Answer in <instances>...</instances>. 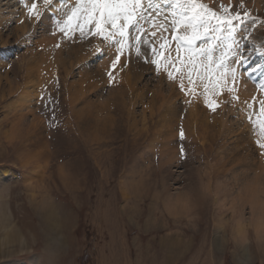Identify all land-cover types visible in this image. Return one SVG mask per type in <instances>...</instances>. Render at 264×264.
<instances>
[{
    "label": "rangeland",
    "instance_id": "rangeland-1",
    "mask_svg": "<svg viewBox=\"0 0 264 264\" xmlns=\"http://www.w3.org/2000/svg\"><path fill=\"white\" fill-rule=\"evenodd\" d=\"M27 2L48 12L43 22L38 23L28 9L24 17L20 0H0V264H264V231L253 219L254 212L264 215V148L260 147L264 132L259 126L264 116L260 112L258 117L245 116L248 101L256 99L239 91L237 74L226 86L218 75L223 68L205 67L201 57L195 66L187 64L183 48L172 50L177 47L172 26L162 13L172 20L174 4L161 6L164 33L144 36L139 54L135 36L141 33L130 30L126 45L133 53L125 60L128 92L122 78L117 81L100 69L91 56L81 80L80 62L68 64L71 37L80 42L85 38L79 30H68L65 36L56 21L63 26L65 8L74 0L54 3L63 11H45L44 0ZM197 2L221 17L249 13L233 38L240 46L235 61L244 57L248 61L238 65L229 60L228 66L238 65L241 75L264 95V0ZM159 4L152 3V12ZM48 18L52 22L45 31ZM183 28L175 30L183 35ZM163 40L168 43L161 49ZM153 47L164 56H154ZM221 50L217 46L213 56ZM156 58L161 60L159 69L151 62ZM171 61L182 70L173 69ZM257 65L259 70H250ZM189 69H193L191 82ZM167 71H173L175 78L169 79ZM89 74H99L94 78L99 89H87ZM217 79L221 97L211 86ZM206 84L209 101L218 100L215 110L205 104ZM73 88L95 101L91 109L78 113L83 97L72 99ZM232 95L240 99L236 102ZM103 121L107 125H101ZM202 121L208 129L203 130ZM227 133L238 137L235 143L226 142ZM245 153H250L248 163L255 161V172L249 171L252 164H242L240 156ZM242 169L260 183L259 204L238 197L245 182V174L242 179L238 176Z\"/></svg>",
    "mask_w": 264,
    "mask_h": 264
},
{
    "label": "snow or ice",
    "instance_id": "snow-or-ice-1",
    "mask_svg": "<svg viewBox=\"0 0 264 264\" xmlns=\"http://www.w3.org/2000/svg\"><path fill=\"white\" fill-rule=\"evenodd\" d=\"M57 0H44L45 11L53 8ZM153 0H148V9L142 5V0H75L74 6L68 12L63 20V26H60V21H56L59 30L68 35V30H79L83 36L85 34V25H94L89 29V34L98 35L109 43L118 44L116 61H113V67L120 58V53L129 41V33L132 28H135L141 35L135 36L136 51L140 52L139 45L143 41L144 36H156L155 29H159L162 25L156 23L160 17L156 12H151ZM174 11L172 20H168V14L165 13V23L172 26V38L176 42L177 50L183 48L187 55V64L196 65V58H206L207 64L205 67H211L215 64L217 69H225L226 76L229 71L235 76V68H228V61H235V53L239 52V45L236 44L233 37L237 34L239 28L244 21L249 19V13L245 11L243 15L237 12L234 16L221 17L215 11L208 9L204 4L198 3L197 0H173ZM223 8V6H221ZM31 16H34L36 21L42 19V13L37 9V4L33 2L28 9ZM149 12L151 14L149 15ZM235 22V23H234ZM184 26L185 34L177 35L176 28ZM109 27L111 30H109ZM223 34V35H222ZM28 37H25L27 39ZM222 39L228 42L223 45H218ZM19 43V42H18ZM147 43V41H144ZM58 46V45H57ZM166 44L161 43L160 48H165ZM217 46L221 47L220 54L216 57L213 52ZM102 50L97 48V54H101ZM152 53L156 57L164 56L163 53H158L156 48H152ZM231 54V55H230ZM243 55V53H240ZM170 55V52L168 53ZM167 58V57H165ZM179 59V57H178ZM159 69L161 60L156 58L151 61ZM176 61H171V67L176 71L182 69L176 67ZM236 64L247 63V57L242 60L235 61ZM187 64L185 66H187ZM167 67V65H166ZM261 66L257 65L251 71L259 70ZM192 70L189 69L188 79L191 82ZM169 79H174V72L167 71ZM211 83V81H210ZM213 89L219 88V79L216 83H211ZM181 90L184 89L183 83L180 84ZM264 87V83L261 84ZM209 85H205L204 96L205 104L215 110L219 105L216 101L208 99ZM191 90V89H190ZM231 91V89H228ZM238 99V97H233ZM251 107V105H249ZM261 115L264 116V104L261 107ZM261 131L264 132V120L260 122ZM183 137V131L180 133ZM264 148V144H260ZM183 153V149H181Z\"/></svg>",
    "mask_w": 264,
    "mask_h": 264
},
{
    "label": "bare ground",
    "instance_id": "bare-ground-1",
    "mask_svg": "<svg viewBox=\"0 0 264 264\" xmlns=\"http://www.w3.org/2000/svg\"><path fill=\"white\" fill-rule=\"evenodd\" d=\"M154 1L155 0H153V2L152 3H154ZM158 1V3L160 2V6H157L158 8L156 9V10H154V12H156V14H157V16H159L160 17V15H161V13L160 12H162L161 11V6L163 5V4H165V2H171V5H173V0H157ZM20 2H21V6L20 7H22V9H21V12H22V15L24 16V12L27 10V9H29L30 7H31V3H28L27 2V0H20ZM74 3H75V0H74V2L72 3V4H70L69 6H67L66 8H65V10H67V14H68V12H70V10H71V8L74 6ZM156 5H157V3H155ZM142 5L144 6V7H146V6H148V1L147 0H142ZM154 5V4H153ZM156 5H154V7L156 6ZM167 5H169V4H167ZM71 6V7H70ZM60 7H61V9H60ZM152 7V6H151ZM54 11H63L64 9L62 8V5H59V6H55V5H53V8H52ZM146 9V8H145ZM153 9V8H152ZM147 10V9H146ZM163 10V9H162ZM169 11V10H168ZM12 12H15V11H12ZM20 12V13H21ZM151 12H152V10H151ZM151 12H149V15L151 14ZM42 13V22L45 20V16L46 15H48V12H41ZM172 13H173V11H172ZM162 14H164V13H162ZM172 15V14H171ZM1 16V15H0ZM25 17V16H24ZM1 18H3V17H0V22L2 21L1 20ZM169 18V17H168ZM172 18H174L173 16H172ZM51 22H52V18H48V20H47V22L44 24V26H43V29L45 30V31H47L49 28H48V26H50L51 25ZM156 23L157 24H159V25H161L160 24V22H159V19H157L156 20ZM85 26H87L89 29L90 28H92V27H94L93 25H85ZM182 27H184L183 25H181ZM180 26V27H181ZM55 31H57V29L56 28H53ZM184 29V28H183ZM43 30V31H44ZM109 30H111L110 29V27H109ZM165 30V29H164ZM164 30L162 29V27L161 28H159V29H155V31H156V35L158 36V34H160L161 33V35H163V33H164ZM44 31V32H45ZM166 31H169L168 29H166ZM185 31V30H184ZM78 32H80V31H78ZM84 32H85V34H84V36L82 37V38H85V40L84 41H86V44H85V46H83V47H81L82 45H83V43H84V41H81L80 42V40H79V37H71V39H70V41H71V43H72V45H70L69 44V49H68V53H69V55H70V62H68V64H72L73 62H75L76 61V63H79L80 62V70H79V72H78V74H79V76H78V80H81V75H82V70H83V67L85 66V65H87V60L89 59V56H91L90 58H94V59H96V65L97 66H99L100 67V69L102 68V70H105V72H108V74L109 73H112L116 78H117V81H118V79L119 80H121L120 78H122L123 80H122V84H124V88L125 89H127V91L128 92H130V86H128L127 87V84H126V80L128 79V73H129V70H128V68H127V66H128V63H126V58L129 56V55H131L132 53H133V50L131 49V52H130V48H128V46L127 45H125V47L123 48V50H122V52L120 53V58H119V60L116 62V64H115V67H113V61H116V57H117V49H118V47H119V45L118 44H115V43H109L108 41H105V42H103L101 39H103L102 37H100V36H98V35H92V34H89V31H87V30H84ZM176 32H177V30H176ZM178 33V32H177ZM89 34V36L91 35L92 37H91V39H87V35ZM129 35H130V33H129ZM178 35H179V33H178ZM181 35H182V33H181ZM93 36H95V38L92 40V38H93ZM40 37H42V36H40ZM236 37V36H235ZM89 38V37H88ZM234 38V37H233ZM238 40V39H237ZM40 41V40H39ZM39 41H35V45H36V47H39L40 46V43H39ZM239 41V40H238ZM41 44H43V42H44V39H41ZM163 43H165V44H167L168 43V41L167 40H163L162 41ZM227 42V41H226ZM225 42V43H226ZM235 42H236V40H235ZM224 43V44H225ZM74 44V45H73ZM221 44V43H220ZM58 45V46H57ZM79 45V46H78ZM171 45V44H170ZM170 45H168V46H170ZM175 46V45H174ZM167 47V46H166ZM54 48H55V53L56 54H58V56L56 57V59H57V61H60L61 60V57H60V46H59V43H58V41H56L55 42V46H54ZM71 48H73L74 50L72 51L71 50ZM97 48H100L101 50H102V53L101 54H97ZM171 48H173L172 50H176L177 51V47H171ZM129 49V50H128ZM180 51V50H179ZM240 51V50H239ZM45 52H47V51H44V54H49V52H47V53H45ZM182 52V51H181ZM256 52H257V50H256ZM214 53H215V51H214ZM213 53V54H214ZM174 54H177L176 52H174ZM245 54V53H244ZM46 55V56H47ZM179 57H180V54L178 53L177 54ZM215 55V54H214ZM238 55V54H237ZM217 56V55H216ZM239 56V55H238ZM240 56H242V55H240ZM244 56H246V55H244ZM252 57V56H251ZM250 57V58H251ZM71 58H73V60L71 59ZM99 60H98V59ZM182 58H184V57H182ZM245 58V57H244ZM180 59V58H179ZM202 59V58H201ZM129 60V59H128ZM204 60V59H203ZM202 60V61H203ZM205 60H206V58H205ZM179 61V60H178ZM237 61V60H236ZM238 61H239V58H238ZM248 61V60H247ZM252 61V60H251ZM180 62V61H179ZM204 62V61H203ZM203 62H202V64H203ZM206 62H207V60H206ZM205 62V63H206ZM177 64H178V62H177ZM242 64V63H241ZM246 64V63H245ZM239 65V64H238ZM238 65H236V68H235V65H233L234 67L233 68H235L236 69V71H235V74H237L238 76V78L239 79H237V80H239V91L241 92V93H244V94H249V95H252V97L254 96V98L256 99L255 100V102H254V100H253V102L252 101H248V103H247V101L246 100H244L248 105H251V107H249V108H246V113H245V116H247V115H249V114H251V115H255V116H257V115H259V113L258 112H260V114H261V109H258V107H260V106H262V104H264V95H262L261 94V92H259V91H257V90H255L254 88H253V84H251L252 83V81H251V83H249L248 81H247V79L246 78H244V76H246V75H241V69H240V67L238 66ZM246 66V65H245ZM252 66V65H251ZM261 66V65H260ZM180 67V66H179ZM182 67V66H181ZM180 67V68H181ZM110 68L112 69L111 71H109L110 70ZM228 68H230V66H228ZM243 68V67H242ZM211 69L213 70L214 68H212V65H211ZM224 72H225V69H223L222 71H218V75H219V77L221 78L222 77V79H220L221 80V82H222V80L224 81V84L226 85V86H228V85H231V83L233 82V81H235L234 79H236V76H233L232 75V73H231V71H229L228 73H227V75L225 76L224 75ZM249 71H247L246 73H248ZM179 74H180V72H178ZM178 74V75H179ZM217 74V73H216ZM99 74H97V75H93V74H89V85L87 86V89L88 90H94V89H99L97 86H98V84H97V81H94L95 79L94 78H96L97 76H98ZM108 76V75H107ZM111 77H112V75H110ZM250 76V75H249ZM248 76V77H249ZM115 77H113V78H115ZM115 78V79H116ZM250 78V77H249ZM91 79V80H90ZM131 79H132V77H131ZM254 79V78H253ZM252 79V80H253ZM263 79V78H262ZM91 81V82H90ZM179 81H181V79L179 80ZM84 82L85 81H83L82 83H80V85H81V88L82 89H84L83 88V86H84ZM221 82H219L220 84H221ZM118 83V82H117ZM120 83V82H119ZM233 84V83H232ZM257 85V84H256ZM220 87V86H219ZM236 88V87H235ZM256 88V87H255ZM230 89H232V88H230ZM217 90V92L219 93V96H220V94H222V93H220V88L219 89H216ZM234 89H232L231 90V92H230V94H235V92L234 93H232V91H233ZM261 90V89H260ZM95 91V90H94ZM72 94H73V97H72V99L75 97V96H80V97H83V100H82V104H83V107H81V109L78 111V113L80 114H82V111L83 110H89V108L91 109V107H90V105L92 106V104L95 102V101H93V103H92V101H91V99H90V97H88V96H84V94H83V92H84V90H81L80 88H73L72 89ZM229 92V91H228ZM209 93H210V91H209ZM224 93V92H223ZM109 94V93H108ZM229 94V93H228ZM238 95H239V93H238ZM243 95V94H242ZM106 96V95H105ZM233 96V95H232ZM235 96V95H234ZM233 96V97H234ZM245 96H247V95H245ZM107 97V96H106ZM209 97V96H208ZM215 97L216 98H218V94L217 95H215ZM221 97V96H220ZM219 97V98H220ZM236 97H237V95H236ZM241 97V96H240ZM243 97V96H242ZM110 98V97H109ZM204 98V97H203ZM239 98V97H238ZM248 98V97H247ZM250 98H251V96H250ZM212 99H214V98H212ZM240 99V98H239ZM244 99V98H243ZM109 100V99H108ZM194 100V99H193ZM202 100V99H201ZM215 100V99H214ZM236 100V99H235ZM242 100V99H241ZM249 100V99H248ZM252 100V99H251ZM73 101H75V100H73ZM192 101V99L190 100V102ZM198 101V100H197ZM216 101H218V100H216ZM224 101V100H223ZM233 101H234V99H233ZM240 100H238V102H239ZM243 101V100H242ZM243 101V102H244ZM107 102V101H106ZM106 102H104V103H106ZM194 102V101H193ZM219 102L221 103V99L219 100ZM225 102H226V100H225ZM225 102H223V103H225ZM227 102H229V101H227ZM226 102V103H227ZM236 102H237V100H236ZM110 103H111V101H110ZM109 103V104H110ZM222 103V104H223ZM241 103V102H240ZM221 104V105H222ZM233 104H235V102L233 103ZM237 104V103H236ZM219 105V104H218ZM248 105H247V107H248ZM259 105V106H258ZM231 106H234L235 108L238 106H240V105H231ZM245 106V105H244ZM105 107V106H104ZM103 106H102V108H104ZM108 107H109V105H108ZM108 107H106V108H108ZM228 107H230V106H228ZM111 108V107H110ZM233 108V107H232ZM242 108V107H241ZM85 110V111H86ZM233 111H235L234 109H232ZM227 111V110H226ZM239 111H241V110H239ZM91 112H93V111H91ZM91 112H89V113H91ZM107 112V111H106ZM77 113V114H78ZM89 113H87V115H90ZM230 113V112H229ZM233 113H235V112H233ZM232 114V113H231ZM241 115V114H240ZM79 116V115H78ZM81 116H83V115H81ZM96 116V115H95ZM262 116V115H261ZM18 117V116H17ZM20 117V116H19ZM243 117H244V115H243ZM250 117V116H249ZM258 117V116H257ZM221 118V117H220ZM226 118H227V113H226V115L225 114H223L222 115V119H224V122H225V120H226ZM241 118V117H240ZM254 118V117H253ZM245 119V118H244ZM94 120V119H93ZM95 121V120H94ZM223 121V120H222ZM228 121H229V124H230V120L228 119ZM83 122L85 123V121L83 120ZM219 122V121H218ZM223 122V123H224ZM227 123V122H226ZM253 123V122H252ZM201 124L204 126V128H203V130H206V129H208L209 127H208V123H206V121L205 122H201ZM101 125H107V122H105V121H103V122H101ZM221 125V123L219 124V126ZM233 125H235L234 123H233ZM239 125V124H238ZM247 125H249V124H247ZM254 125V124H253ZM224 126V125H223ZM230 126L232 127V125L230 124ZM237 126V125H236ZM260 126V125H259ZM258 126V127H259ZM217 127H218V125H217ZM249 127V126H248ZM252 127V126H251ZM31 128L33 129V126L31 125ZM222 128V127H221ZM220 128V130H222ZM235 128V127H234ZM254 128H256L255 126H254ZM237 129H238V127H237ZM259 129H260V127H259ZM231 130V129H230ZM232 130H233V128H232ZM231 130V131H232ZM240 131L239 132H242L241 131V129H239ZM254 130V129H253ZM259 131V130H258ZM261 131V130H260ZM259 131V132H260ZM233 132V131H232ZM234 132H236L235 130H234ZM88 133V132H87ZM170 133H173L172 131H170ZM237 133V132H236ZM258 133V132H257ZM233 134H235V133H233ZM93 135V134H92ZM227 135H228V133H227ZM230 135V134H229ZM228 135V136H229ZM251 135V134H250ZM257 135V134H256ZM259 135V134H258ZM227 136V137H228ZM235 136V135H234ZM37 138V137H36ZM226 138V137H225ZM251 138V137H250ZM257 138H259V137H257ZM234 139H238V137H236L235 136V138L233 137V135L231 134L228 138H227V140H226V142H228L229 144L230 143H235V141H234ZM262 139V138H261ZM237 141V140H236ZM239 143V142H238ZM243 143V142H242ZM247 144H248V142H247ZM263 144H264V142H263ZM30 145V144H29ZM239 146V145H238ZM243 147V146H242ZM241 147V148H242ZM240 148V147H239ZM35 150V149H34ZM223 149H222V144H221V146L219 147V149H218V151L219 152H221ZM241 150V152H242V149H240ZM247 151V150H246ZM253 151V150H252ZM255 153V152H254ZM257 153V152H256ZM234 154V153H233ZM243 154V153H242ZM262 154V153H261ZM250 156V153H245L244 155H241L240 156V158H242L243 160H241L242 161V164L243 165H246L247 163H248V157L247 156ZM264 155V154H263ZM239 155H235V160L237 159V157H238ZM253 156V155H252ZM257 156V155H256ZM256 156H254V157H256ZM222 157H223V155H222ZM234 157V156H233ZM232 157V158H233ZM253 157V159H255ZM260 157V156H259ZM258 156L256 157V158H259ZM262 157V156H261ZM251 158V157H250ZM252 158L250 159V160H253ZM249 160V161H250ZM261 159H259V161H260ZM264 160V159H263ZM263 162V161H262ZM248 164H252L251 166H250V168H252V169H250L249 171H256V168H257V165H256V163H255V161L253 160L251 163H248ZM218 168H222V166L221 167H218ZM217 168V169H218ZM229 170V169H228ZM243 174H245V175H243ZM37 175V174H36ZM242 175H243V177H244V179H245V182H243V187H241V190H237L238 191V197H242L246 202H248L250 205H253V204H259V200H257V196H258V194H259V192H260V183L259 182H257L256 180H255V177H252V176H249V174H247L246 172H245V170L244 169H242V171H241V173L238 175L239 177H241V179H242ZM30 178V177H29ZM237 178V177H236ZM36 179V178H35ZM239 179V178H238ZM251 180V181H253L254 183H250V182H246V181H248V180ZM235 180H237V179H235ZM238 181V180H237ZM234 184H235V182H234ZM241 185V184H240ZM238 187H240V186H238ZM244 196V197H243ZM177 198H179V197H177ZM233 198V197H232ZM179 200H180V198H179ZM181 201V200H180ZM179 201V202H180ZM258 206V205H257ZM172 209H174V208H172ZM51 211H50V213H49V215H48V219H51ZM253 219L255 220V222H256V228L258 229V230H260V228H262V231H264V215L262 214V212L261 211H257V212H254V214H253ZM52 221V220H51ZM50 221V222H51ZM241 222V221H240ZM52 223V222H51ZM51 223H49V225L52 227V224ZM239 224V223H238ZM255 226V225H254ZM238 227H239V229H241V230H239V232H242V225H238ZM238 231V230H237Z\"/></svg>",
    "mask_w": 264,
    "mask_h": 264
}]
</instances>
